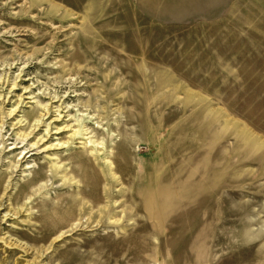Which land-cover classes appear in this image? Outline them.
I'll return each instance as SVG.
<instances>
[{"label": "rangeland", "instance_id": "obj_1", "mask_svg": "<svg viewBox=\"0 0 264 264\" xmlns=\"http://www.w3.org/2000/svg\"><path fill=\"white\" fill-rule=\"evenodd\" d=\"M0 264H264V0H0Z\"/></svg>", "mask_w": 264, "mask_h": 264}, {"label": "bare ground", "instance_id": "obj_2", "mask_svg": "<svg viewBox=\"0 0 264 264\" xmlns=\"http://www.w3.org/2000/svg\"><path fill=\"white\" fill-rule=\"evenodd\" d=\"M11 35V34H10ZM74 84V83H73ZM57 94H58V92H57ZM56 93H55V97H53V99L54 100H56V99H58L60 96H56L57 95ZM47 96H49V95H47ZM60 101V100H59ZM53 102V101H52ZM43 107V106H42ZM41 106H40V108H42ZM44 107H46V111H47V113L49 112V109H48V107L47 106H44ZM44 109V108H43ZM52 109V108H51ZM45 111V110H44ZM43 111V112H44ZM62 111V110H61ZM58 112V111H57ZM52 114V113H51ZM46 116H48L47 114H46ZM59 116V115H58ZM59 121H60V119H58ZM39 121H41V120H39ZM39 121H37V122H39ZM36 124H38V123H36ZM39 124H40V122H39ZM37 127V126H36ZM38 128H39V126H38ZM86 130H88V129H86ZM96 130V129H95ZM93 131V130H92ZM98 131V130H97ZM84 132H85V130H84ZM91 132V131H90ZM99 132V131H98ZM97 132V133H98ZM94 133V132H93ZM82 134V133H81ZM91 134V133H90ZM77 135H79V134H77ZM83 135H84V133H83ZM88 135V134H87ZM43 140V139H42ZM25 141V140H24ZM45 141V140H44ZM25 143V142H24ZM36 146H37V143H36ZM13 147V146H12ZM88 149V148H87ZM85 150V149H84ZM88 152V151H87ZM81 153V152H80ZM93 153V152H92ZM86 154V153H85ZM89 155H90V153H89ZM76 156V155H75ZM78 157V156H77ZM83 157V156H82ZM85 157V156H84ZM90 157V156H89ZM71 158V157H70ZM91 158V157H90ZM59 159H60V157H59ZM84 159V158H83ZM88 159V158H87ZM72 160V159H71ZM70 160V161H71ZM60 161V160H59ZM88 161V160H87ZM90 162V161H89ZM69 163V162H68ZM74 163V162H73ZM62 166H63V163H62ZM72 166V165H71ZM56 167V166H55ZM58 167V166H57ZM73 168V167H72ZM53 169H54V167H53ZM52 169V170H53ZM57 169V168H56ZM75 168H73V170H74ZM49 170H50V168H49ZM69 170V169H68ZM76 170V169H75ZM60 171V170H59ZM67 171V170H66ZM70 171L72 172V170H71V167H70ZM14 172H15V170H14ZM62 172V171H61ZM57 173V172H56ZM78 173V172H77ZM70 174V173H69ZM56 176V175H55ZM60 176V175H59ZM67 176V175H66ZM57 177V176H56ZM64 177V176H63ZM54 179H55V177H54ZM52 180V179H51ZM57 180V179H56ZM63 180V179H62ZM67 180V179H66ZM64 181V180H63ZM62 181V182H63ZM55 182V181H54ZM68 186V185H67ZM66 188V187H65ZM68 188V187H67ZM79 188V187H78ZM74 191V190H73ZM78 192H79V190H78ZM76 194V193H75ZM74 194V195H75ZM64 197V196H63ZM72 197H73V195H72ZM71 197V199H74V198H72ZM54 198V197H53ZM68 198V197H67ZM61 199H63V198H61ZM80 199V198H79ZM51 200V199H50ZM64 200V199H63ZM65 201V200H64ZM73 202V200H70V203H72ZM74 201H75V199H74ZM79 201V200H78ZM80 203V202H79ZM78 204V203H77ZM73 205V204H72ZM76 205V204H75ZM82 206H83V204H82ZM85 206V205H84ZM84 208V207H83ZM83 211V210H82ZM105 212V211H104ZM85 213V212H84ZM83 213V214H84ZM81 214V213H80Z\"/></svg>", "mask_w": 264, "mask_h": 264}]
</instances>
